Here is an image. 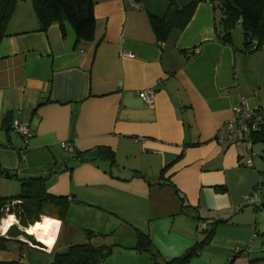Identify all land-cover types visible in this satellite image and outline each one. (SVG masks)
<instances>
[{
  "label": "crops",
  "instance_id": "1",
  "mask_svg": "<svg viewBox=\"0 0 264 264\" xmlns=\"http://www.w3.org/2000/svg\"><path fill=\"white\" fill-rule=\"evenodd\" d=\"M158 1L167 0H93L92 41H77L68 23L39 31L31 1H18L0 43V169L43 177L49 194L70 201L65 223L49 218L59 221L52 248L20 247L51 257L66 251L69 219L82 242L85 230L106 236L94 238L96 246L131 248L142 231L164 264L220 219L211 244L188 264H264V143L219 141L242 100L264 113V45L247 48L239 30L232 46L224 43L209 0L160 44L148 15ZM6 116L29 125L27 146L3 126ZM19 193L17 180L0 181V197Z\"/></svg>",
  "mask_w": 264,
  "mask_h": 264
},
{
  "label": "trees",
  "instance_id": "2",
  "mask_svg": "<svg viewBox=\"0 0 264 264\" xmlns=\"http://www.w3.org/2000/svg\"><path fill=\"white\" fill-rule=\"evenodd\" d=\"M18 1L0 0V43L8 35L7 26L10 22ZM26 1V0H23ZM39 23V31L46 32L48 28L59 23H68L76 33L77 41H92L96 33V19L94 15L93 0H30ZM141 4L147 0H133ZM203 0H176L160 2V8L165 11L160 14L154 8L148 12L150 26L160 44L165 43L172 30H184L192 19L197 5ZM220 11L222 30H216L218 38L228 45L232 43V31L239 25L242 27L245 38V46H254L260 50L264 45V0H209ZM167 2V3H165ZM159 8V9H160ZM239 20L241 23L239 24ZM63 29V26H62ZM12 119L4 118L3 126L7 130L12 129ZM253 144L264 143V123L257 132L250 133ZM104 151V150H103ZM108 151H104L107 153ZM107 154H110L109 152ZM79 161H85L84 156H79ZM17 180L20 183V193L10 197H0V226L5 216H14L22 229H29L37 223H43L41 217L53 214V218L65 223L70 201L67 197L54 196L48 193L46 179L43 177L21 178L16 172L0 169V181ZM177 192V190L175 189ZM178 193V192H177ZM179 194V193H178ZM184 201L183 198H181ZM183 208L191 206L183 205ZM198 213L200 222L209 218ZM48 218V217H45ZM225 220L215 219L202 227L199 240L188 252L178 258L166 261L164 264H188L190 259L198 256L201 251L211 244L216 228ZM203 226V224H200ZM86 241L80 244L70 245L66 251L54 252L52 264H102L112 255L113 249L122 247L137 252L138 254H150L154 264H159L154 252L152 240L149 235L136 230V242L134 247L125 248L115 243L112 245L96 246L92 240L97 237H106L91 230H85ZM10 240L0 235V251L7 250ZM24 245L23 242H19ZM238 248L237 255L244 253ZM236 256V255H235ZM257 260L251 259L250 264ZM0 264H26L21 260H0ZM232 264V263H231Z\"/></svg>",
  "mask_w": 264,
  "mask_h": 264
},
{
  "label": "rangeland",
  "instance_id": "3",
  "mask_svg": "<svg viewBox=\"0 0 264 264\" xmlns=\"http://www.w3.org/2000/svg\"><path fill=\"white\" fill-rule=\"evenodd\" d=\"M160 2H164V1H160ZM160 2L158 1L157 5H159ZM165 3H167V2H165ZM154 8H155V6H149V9L150 10L152 9V11H154ZM234 30H239L240 32H243L242 27L239 25ZM53 214L54 213L51 212L50 215L53 216ZM54 215L56 216V214H54ZM52 216H49V215L42 216L41 221H43V219L45 217L54 219ZM4 220H8V217L5 216ZM15 220H16V218H15ZM16 223L19 224L18 221ZM66 223H67V226H66L67 229L65 231H63V237H62V241L60 242L61 243L60 247H61V245H63V244L67 245L68 243H69V245H70V243H72V244L83 243L82 237L80 238L78 236V232L72 231V229L76 230V226H78V225L73 224L69 219L66 221ZM79 224H81V223L79 222ZM20 244L21 243L16 242V241H9L7 243V250L6 251H0V260H21L22 262H24L26 264H52V257L51 256L44 254V253L33 251L32 249H27L26 246L20 247ZM25 245L29 246V244H25ZM116 248H118V247H116ZM116 248L113 249L112 255L110 257H108L104 262H102V264H154V262L152 260H148V259L147 260H141V257H136L139 255H132L133 258L130 259V256H129L130 253L129 252L122 251V250L116 249ZM60 249H62V248H60ZM38 250H40L41 252L46 251L43 249H38ZM53 253H52V256H53Z\"/></svg>",
  "mask_w": 264,
  "mask_h": 264
},
{
  "label": "built area",
  "instance_id": "4",
  "mask_svg": "<svg viewBox=\"0 0 264 264\" xmlns=\"http://www.w3.org/2000/svg\"><path fill=\"white\" fill-rule=\"evenodd\" d=\"M241 23V20L238 22ZM151 93L142 92L140 93V98L145 100L149 105L153 106L155 100ZM235 117L227 124L222 127L220 132L221 143L224 142H236L243 140L248 137L250 133L257 132L258 129L264 123V113L260 110H250L247 106L246 100H242L240 105L234 109ZM12 129L16 134H18L23 140L24 145L27 146L28 139L30 137L29 125L20 121H15L12 123ZM66 149H71L70 146H67ZM22 157H24V149L22 150ZM251 162H247V165L250 166ZM252 201L251 197L246 198V202ZM238 252V248L235 249Z\"/></svg>",
  "mask_w": 264,
  "mask_h": 264
},
{
  "label": "water",
  "instance_id": "5",
  "mask_svg": "<svg viewBox=\"0 0 264 264\" xmlns=\"http://www.w3.org/2000/svg\"><path fill=\"white\" fill-rule=\"evenodd\" d=\"M4 237L10 241L29 244L30 247L35 249H48L42 242L37 239L36 235L31 234L28 229H22L17 223H12L9 226Z\"/></svg>",
  "mask_w": 264,
  "mask_h": 264
},
{
  "label": "clouds",
  "instance_id": "6",
  "mask_svg": "<svg viewBox=\"0 0 264 264\" xmlns=\"http://www.w3.org/2000/svg\"><path fill=\"white\" fill-rule=\"evenodd\" d=\"M15 217L10 216L6 221V225H10L12 223H16ZM59 221L44 219L42 224H36L35 227L28 229L33 233H36L37 239L44 240L45 243L51 245L52 244V237L55 236L56 232L58 231ZM47 237V239H46Z\"/></svg>",
  "mask_w": 264,
  "mask_h": 264
},
{
  "label": "bare ground",
  "instance_id": "7",
  "mask_svg": "<svg viewBox=\"0 0 264 264\" xmlns=\"http://www.w3.org/2000/svg\"><path fill=\"white\" fill-rule=\"evenodd\" d=\"M10 217V216H9ZM47 219H49V218H47ZM51 220V219H50ZM44 221V220H43ZM5 225H6V223H4ZM37 224H41V223H37ZM36 225V224H35ZM35 225H33V226H31L30 228H32V227H35ZM29 228V229H30ZM31 234H33V235H36V233H33V232H31V231H29ZM57 233V232H56ZM37 236V235H36ZM55 237H56V234H55V236L54 237H52V244L51 245H49V244H47V243H45L44 242V240H41V239H38L40 242H42L47 248H52L53 247V245H54V242H55ZM46 239H47V237H46Z\"/></svg>",
  "mask_w": 264,
  "mask_h": 264
}]
</instances>
